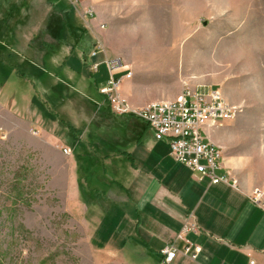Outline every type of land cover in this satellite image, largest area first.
Segmentation results:
<instances>
[{"label": "crops", "instance_id": "0c3cea01", "mask_svg": "<svg viewBox=\"0 0 264 264\" xmlns=\"http://www.w3.org/2000/svg\"><path fill=\"white\" fill-rule=\"evenodd\" d=\"M103 1L106 8L112 6L111 0H84L82 7L71 11L47 0H0V61L7 62L19 81H29L35 73L53 72L51 91L61 98L55 119L33 99L25 108L26 115L19 111L11 114L0 101V115H8L11 126L23 125L45 149L63 159L67 173L64 206L95 248L96 264H156L159 251L174 241L188 215L199 228V233L188 237L201 251L195 261L178 254L173 264H248L249 260L264 264V212L250 201L252 190L264 185V121L258 123L264 119V110L251 108L253 114L249 108L243 110L241 105L226 101L240 109L239 116L220 127L204 129L205 139L221 150L218 174L229 173L237 188L211 184L207 178L198 180L173 160L167 142L155 140L145 123L113 115L104 101L93 104V88L97 91L108 77L102 63L108 57L105 49L87 58L81 52L90 47L91 53L97 42L102 43L97 30L111 31L108 41L114 34L99 13ZM29 4L40 11L36 20L14 11ZM87 7L94 11V18L81 17ZM105 21L109 22L108 16ZM150 41L152 47L158 45L155 39ZM163 49L157 50L170 52V47ZM111 54L110 59L122 63L117 76L131 74L129 79L121 78L119 91L133 107L172 100L183 83L189 86L180 81L179 93L174 86L167 94H145L146 87L140 88L130 71L129 57L120 51ZM226 54L223 50L218 55L224 58ZM248 60L251 70L252 57ZM12 61L19 65L18 70ZM96 62L100 63L98 69L92 72L91 64ZM100 67L104 75L97 81L94 75ZM209 68L221 65L212 63ZM239 69L247 67L240 65ZM3 72L5 67L0 64V74ZM6 73L5 78H11L9 71ZM27 73L31 75L26 77ZM60 85L70 89L75 100L67 113L60 107L65 92L58 89ZM196 86L200 85L189 87ZM126 92L138 99L128 100ZM37 99L42 98L39 95ZM3 102L14 108L13 97ZM244 113L258 122L238 126ZM63 148L69 149L70 155H64ZM174 243L181 247L180 242Z\"/></svg>", "mask_w": 264, "mask_h": 264}, {"label": "rangeland", "instance_id": "374dc122", "mask_svg": "<svg viewBox=\"0 0 264 264\" xmlns=\"http://www.w3.org/2000/svg\"><path fill=\"white\" fill-rule=\"evenodd\" d=\"M47 1L75 11L67 0ZM83 1L78 7H82ZM111 3L106 8L103 1L99 13L114 34L109 41L107 33L111 31L96 29V34L101 37L108 59L113 57L111 53L119 51L129 57L130 71L139 87H146L145 94H167L174 86L179 93L180 81H186L189 86L216 88L225 102L241 105L243 110H264V0H111ZM14 11L33 20L40 15L31 4L18 6ZM151 38L158 45L152 47ZM169 47L167 53L164 49ZM83 50V57H89L90 47ZM223 50L227 53L224 58L218 55ZM6 63L0 61L11 74V78H5L6 72L0 74V101L6 110L26 115L25 108L34 100L55 119L61 98L51 91L53 72L41 76L35 73L24 82L14 79V72ZM212 63L221 68H209ZM14 65L18 70L19 65ZM240 65L247 70L240 71ZM103 75L100 67L94 78L99 81ZM113 75L119 78V73ZM19 76L22 77L20 72ZM102 85L97 91L93 88L96 106L104 101L98 93ZM63 86L58 87L65 91L60 107L63 105L61 110L67 113L75 100L70 89ZM39 95L42 99H37ZM11 97L15 102L13 109L3 102ZM126 98L138 99L127 92ZM2 114L0 264H96L95 248L64 206L67 173L63 159L45 149L23 125L11 126L9 116ZM237 116L239 113L234 119ZM254 120L258 122L244 113L238 118V126L241 122L248 126ZM68 132L73 134L71 130Z\"/></svg>", "mask_w": 264, "mask_h": 264}, {"label": "built area", "instance_id": "2783aa9c", "mask_svg": "<svg viewBox=\"0 0 264 264\" xmlns=\"http://www.w3.org/2000/svg\"><path fill=\"white\" fill-rule=\"evenodd\" d=\"M83 0H67L76 8ZM83 19L94 18V11L87 7L82 10ZM100 28H104L101 24ZM101 42H97L90 55L96 56L103 52ZM102 63L108 72L104 84L98 93L104 97L109 111L116 116H130L145 123L153 132L154 139L164 140L169 147L170 156L176 162L183 164L198 180L207 178L211 184H225L237 188V181L229 173L218 174L221 168L222 154L218 146L205 139L204 129L216 128L223 123L233 120L240 111L239 108L227 104L220 92L210 87H189L183 83L181 92L172 100L133 107L121 97L118 88L121 78L129 79L130 72L121 78H115L113 72L122 67L118 59L105 58ZM100 63L91 64V71L96 72ZM37 135V132H32ZM61 152L68 156L70 150L63 148ZM251 203L264 212V185L254 188L250 196ZM188 215L182 223L173 242L166 244L160 251V258L156 264H173L177 255L182 254L190 261H195L201 248L194 244L189 235L199 233L197 224ZM180 242L177 247L174 242ZM248 264H255L249 260Z\"/></svg>", "mask_w": 264, "mask_h": 264}, {"label": "water", "instance_id": "95a60500", "mask_svg": "<svg viewBox=\"0 0 264 264\" xmlns=\"http://www.w3.org/2000/svg\"><path fill=\"white\" fill-rule=\"evenodd\" d=\"M205 23V22H204Z\"/></svg>", "mask_w": 264, "mask_h": 264}]
</instances>
